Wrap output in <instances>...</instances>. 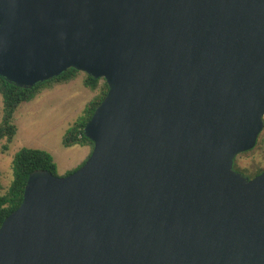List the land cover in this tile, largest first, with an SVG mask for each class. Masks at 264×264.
Returning <instances> with one entry per match:
<instances>
[{"label":"water","instance_id":"water-1","mask_svg":"<svg viewBox=\"0 0 264 264\" xmlns=\"http://www.w3.org/2000/svg\"><path fill=\"white\" fill-rule=\"evenodd\" d=\"M109 90L87 160L29 174L0 264H264V0H0V76Z\"/></svg>","mask_w":264,"mask_h":264},{"label":"trees","instance_id":"trees-1","mask_svg":"<svg viewBox=\"0 0 264 264\" xmlns=\"http://www.w3.org/2000/svg\"><path fill=\"white\" fill-rule=\"evenodd\" d=\"M79 72L75 68H69L60 75L50 80L39 82L33 87L18 86L8 81L5 77L0 76V93L3 100L0 141L5 140L2 145L3 151L9 149L17 132L14 115L19 105L22 102L31 101L45 86L54 82H67L74 79ZM101 80L102 78H94L86 73L85 85L93 90L100 88L99 93L86 104L83 113L65 131L62 140L65 146L90 144L93 148L94 142L86 137L84 127L109 90L106 80L104 79L103 82ZM12 165L13 179L11 184L5 194H0V226L3 220L22 203L27 179L32 171L46 169L54 175H60L53 155L45 149L22 147L14 154Z\"/></svg>","mask_w":264,"mask_h":264},{"label":"rangeland","instance_id":"rangeland-1","mask_svg":"<svg viewBox=\"0 0 264 264\" xmlns=\"http://www.w3.org/2000/svg\"><path fill=\"white\" fill-rule=\"evenodd\" d=\"M79 73L85 79L86 73ZM103 80L104 78H102L101 82H103ZM99 89L100 88L95 89L97 94L99 93ZM90 98H92V93L85 95L83 99L84 104L88 102ZM64 101L65 99L63 97L51 96L44 99L41 103H39V100H31L22 102L19 105L20 108L14 115V123L16 122L22 130V133L25 134L23 139L26 143L20 145L17 141L11 142L9 149L3 151L2 145L5 143V140L3 139L0 141V194H5L8 191L13 179L12 161L14 154L20 148L25 146L33 148H39L41 146L45 141V136L42 134V130L46 127H52L56 124L58 125L60 119L63 118L64 114L62 111V105ZM80 112L77 115L73 114L68 121L64 122V125H71L76 120V116H80L83 113L80 114ZM2 115L3 100L0 93V121ZM234 169L242 172L250 178H253L260 172L264 171V128L258 137L255 147L237 155L234 161Z\"/></svg>","mask_w":264,"mask_h":264},{"label":"crops","instance_id":"crops-1","mask_svg":"<svg viewBox=\"0 0 264 264\" xmlns=\"http://www.w3.org/2000/svg\"><path fill=\"white\" fill-rule=\"evenodd\" d=\"M82 72V71H80ZM89 86L85 85L84 78L80 73L74 78L67 82L52 83L44 88L36 95L32 100H39V103L43 102L48 97L58 96L63 97L65 101L62 105L63 118L60 119L59 124L53 125L52 127H46L42 130V134L45 136V141L39 147L49 151L55 162L57 163L58 173L60 175L68 174L70 171L76 170L80 167L90 156L92 152V146L90 144H75L72 146H65L62 142L63 135L70 124L64 125V122L68 121L69 118L74 114L77 115L83 112L86 104L97 94ZM92 98L84 104L85 95L91 94ZM20 107L17 108L15 114L18 112ZM76 116L75 119H77ZM74 121V120H73ZM17 132L12 142L17 141L18 144H24V133L17 125Z\"/></svg>","mask_w":264,"mask_h":264}]
</instances>
